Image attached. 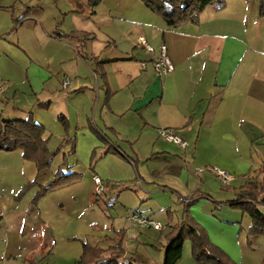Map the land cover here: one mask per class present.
<instances>
[{
    "label": "crops",
    "instance_id": "1",
    "mask_svg": "<svg viewBox=\"0 0 264 264\" xmlns=\"http://www.w3.org/2000/svg\"><path fill=\"white\" fill-rule=\"evenodd\" d=\"M142 37L157 53L167 46L172 74L155 72L154 56L139 45ZM67 78L72 84L64 89ZM0 87L2 120L33 114L47 129L51 151L75 144L76 153H93L96 162L113 156L142 167L134 183L141 198L168 199L160 208L169 216L181 199L196 195L206 219L200 225L212 244L236 264H264V235L250 238L252 218L231 206L248 184L264 182L258 0H225L224 9L208 7L197 23L179 28L168 27L139 0H104L94 8L87 0H0ZM51 122L60 124L58 133L48 128ZM160 129L175 130L187 147L161 139ZM34 165L21 152L0 153V264H38L56 243L45 200L32 202L37 189L15 202L27 183L46 176ZM69 166L64 173L74 174L77 164ZM219 169L236 176L227 187L218 182ZM90 175L93 183L100 177L92 167L82 176ZM152 177L165 181L154 189ZM220 196L224 201L215 199ZM198 200L188 208L192 215ZM141 209L133 212L143 216ZM11 235L19 236L18 244L9 242ZM165 245L156 263L124 244L123 262L163 264Z\"/></svg>",
    "mask_w": 264,
    "mask_h": 264
},
{
    "label": "rangeland",
    "instance_id": "2",
    "mask_svg": "<svg viewBox=\"0 0 264 264\" xmlns=\"http://www.w3.org/2000/svg\"><path fill=\"white\" fill-rule=\"evenodd\" d=\"M49 122L50 117L45 120L46 125H48L47 123ZM51 124V128L48 126L50 131H52V133H58L61 129L60 124L57 125L55 122H51ZM58 144L57 142V145ZM57 145L54 146L53 143L52 149L57 147ZM55 151H57V149L52 150V152ZM186 152L191 153L192 150L190 149ZM127 153L130 155L129 152ZM140 155L147 154L142 153ZM189 158L191 162H194L191 155ZM98 160H100V158ZM74 164H77L74 173L77 176L70 178L66 186L48 192L37 202L39 203L45 200L44 209L47 212V220L50 228L55 233L54 240L56 242L50 254L44 259H39L37 261L38 264H75V261H79L83 255L84 244L102 250H109L110 247L114 246L113 244H118L119 232H124L125 237L123 239V244H126V247L130 248L132 253L137 249L141 256L153 257V260L157 263L162 253L161 244L167 243V236L171 234L172 227L184 222L189 223L191 219L198 225L201 224V221L206 220L203 215V210L201 209L203 203L198 200L196 195L194 196V203L197 200L198 202L191 207L195 213L193 215L191 213L186 214L184 206L179 203V206H177V208L175 207L176 212L169 216L160 208L162 202L169 201L162 196H160V199L156 202L142 199L141 197H144L142 190L134 184L138 172L140 173V170H144L142 167L140 170H136L127 160L122 157L113 156H109L106 160L96 162L93 153L89 154L86 151H82L79 154L72 152L71 149L67 150L64 148H62L53 159L51 167L44 171L46 176H42L37 180L36 185L25 194L23 199L27 197V194L31 190L37 189V193L32 199L33 202L35 197L41 192V187H47L55 180L56 174L60 168L68 169L70 167L69 165ZM90 167H92V169L95 168L96 172L99 173L101 179L104 181V189L106 191L101 197L99 196V198L96 197L95 184L93 183L91 175L82 176ZM203 169L205 170V168ZM219 170L226 172L233 179L236 177L235 174L228 170ZM150 181V186L157 189L156 183L160 184L165 180H154L152 177ZM28 184L31 183H27L26 185ZM220 185L222 187H227L223 186L221 183ZM181 195L185 196L186 193L181 192ZM112 197L115 199L118 198V203L113 202V200H111ZM169 197L172 198V203H176L177 198L174 199L175 196L170 194ZM215 199L224 201V197L222 196ZM97 200H99V202H96ZM15 202H17V200H15ZM198 205L200 207L197 208ZM140 206H142L141 210L144 213V217L154 219L165 227L166 231L161 234V232H157L154 229L143 230L139 227H134L128 222V215L139 209ZM200 226L202 227V225ZM128 230L131 234H127ZM9 242L11 244H18L19 236L11 235ZM139 258L144 261L142 257ZM180 264H197L193 258L192 243L190 241L185 243L184 256Z\"/></svg>",
    "mask_w": 264,
    "mask_h": 264
},
{
    "label": "trees",
    "instance_id": "3",
    "mask_svg": "<svg viewBox=\"0 0 264 264\" xmlns=\"http://www.w3.org/2000/svg\"><path fill=\"white\" fill-rule=\"evenodd\" d=\"M94 8L104 0H87ZM152 13L159 16L168 27L179 28L188 23H197L200 16L208 7L217 10L225 8V0H139ZM260 4V16L264 19V0H258ZM59 121L66 132L69 125L64 117ZM47 129L37 124L33 114L25 121H4L0 118V153L21 152L25 161L35 164L38 173L48 170L53 159L58 155L62 148L52 152L49 149V140L46 139ZM72 152L76 153L75 144ZM67 168H60L55 180L47 187H41V192L33 200L34 204L45 196L48 192L66 186L67 181L75 174H65ZM79 177V176H78ZM36 183H31L16 196L17 201H21L25 194ZM97 195V194H96ZM99 198V196H96ZM194 198V196H191ZM96 202H99L97 200ZM193 204V203H192ZM185 206V213L189 214ZM185 205V204H184ZM231 206L252 218L250 238L264 235V182L261 184H248L246 191L240 193ZM124 232L118 234L117 246L110 247L109 250H102L97 247H90L84 244L83 255L75 264H125L123 259L126 251L124 249ZM187 241L192 243V254L197 264H236L221 249L210 241L207 232L198 225L193 219L189 223H182L171 228V234L167 236L165 245V260L163 264H178L184 254V246ZM128 264H133L128 263Z\"/></svg>",
    "mask_w": 264,
    "mask_h": 264
},
{
    "label": "built area",
    "instance_id": "4",
    "mask_svg": "<svg viewBox=\"0 0 264 264\" xmlns=\"http://www.w3.org/2000/svg\"><path fill=\"white\" fill-rule=\"evenodd\" d=\"M139 45L142 46L147 50V52L151 55H153L152 65L155 70V72L163 77L172 74L175 71V66L169 57L168 48L164 44L161 46L159 52L157 53L156 50L152 45L148 43V41L145 38L139 39ZM146 65H143V68H145ZM72 84V80L67 78L63 81V88L67 89ZM4 92V89L0 87V94ZM159 136L161 139L173 143L176 145H179L183 149L187 147V143L176 133L173 129H160ZM216 177L218 181L223 186H228L234 179L227 174L226 172L222 170H216ZM94 184L96 189V194L98 196H102L105 193L104 189V182L103 180L95 176L94 177ZM194 198H183L180 200V203L185 205H190L194 203ZM128 222H130L134 227H139L140 229L147 230V229H154L157 232H163L165 231V227H163L160 223L156 222L155 220H152L148 217H144L138 213H130L127 217Z\"/></svg>",
    "mask_w": 264,
    "mask_h": 264
}]
</instances>
